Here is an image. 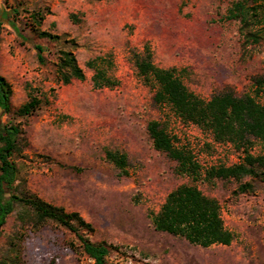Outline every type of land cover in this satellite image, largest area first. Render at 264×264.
<instances>
[{"label":"rangeland","instance_id":"1","mask_svg":"<svg viewBox=\"0 0 264 264\" xmlns=\"http://www.w3.org/2000/svg\"><path fill=\"white\" fill-rule=\"evenodd\" d=\"M233 1L0 0V72L13 85V105L28 100V85L48 97L34 115L16 118L29 140L18 158L20 177L44 200L80 212L94 225L92 241L116 246L106 264H264V181L258 179H244L253 184L247 192H235L234 180L196 182L221 202L225 224L235 234L231 245L202 247L154 229L151 213L170 191L193 182L153 147L151 120H166L203 168L238 162L240 155L231 143L217 142L168 106L155 105V90L138 76L131 59L133 50L149 43L155 63L185 68L182 79L205 99L226 86L253 93V78L264 73V39L243 46L239 22L224 18ZM34 10L44 14L41 30L60 39L32 30ZM36 45L44 48L42 60ZM61 49L74 51L84 81L58 80ZM106 54H112L111 72L121 83L95 89L86 62ZM107 148L128 154L129 175L119 176L106 159ZM253 152L264 154V143L257 141ZM19 211L16 207L2 227L0 257L13 253L11 240L18 236L24 264H48L53 258L55 264H96L74 232L55 223L33 230L18 218Z\"/></svg>","mask_w":264,"mask_h":264},{"label":"trees","instance_id":"2","mask_svg":"<svg viewBox=\"0 0 264 264\" xmlns=\"http://www.w3.org/2000/svg\"><path fill=\"white\" fill-rule=\"evenodd\" d=\"M70 18L76 19L77 14L71 13ZM224 18L239 22L245 48L264 39L263 0H234L228 6ZM43 19L44 14L34 10L31 13L32 30L48 40L60 39L57 34L41 30ZM2 24L0 20V32ZM36 48L42 60L44 48L39 45ZM131 59L138 76L155 90V105L168 106L183 122H192L212 133L215 141L231 143L240 155L238 162L203 168L193 149L180 143L178 136L169 131L166 120H151L147 130L153 147L176 161L175 172L187 175L193 182L183 183L170 191L159 211L151 213L154 229L202 247L231 245L235 234L225 224L221 202L205 194L196 182L234 180L238 182L235 192H247L253 188V184L244 181L245 178L264 181V154L253 152L257 141L264 143V101L259 99L264 97V73L253 78V93L239 94L234 88L226 86L205 99L192 91L182 79L181 71L186 72L185 68L180 70L175 66L165 68L157 65L149 43L145 44L142 51L133 50ZM86 65L94 71L91 80L95 89L120 85L121 81L111 72L114 65L112 54L92 57ZM56 73L58 80L65 84L87 78L76 54L70 49L59 51ZM28 88V100L15 108L12 101L13 85L0 72V237L8 217L19 207L18 218L25 226L33 230L48 223L66 227L77 235L84 252L96 264H106L107 257L116 246L106 241H92L89 235L95 231L94 225L80 212L68 211L64 206L44 200L27 187L26 179L20 177L18 158L29 146V140L22 122H17L16 118L34 115L48 101L44 92L31 85ZM4 116L8 118L3 120ZM207 147L210 145L207 144ZM105 153L106 159L119 170V176L129 175L127 153L109 148ZM18 240V236L13 237V253L0 257V264H24ZM48 264H55V258Z\"/></svg>","mask_w":264,"mask_h":264}]
</instances>
